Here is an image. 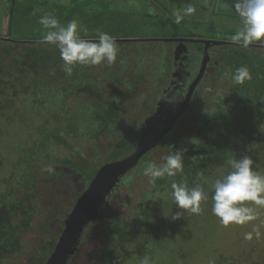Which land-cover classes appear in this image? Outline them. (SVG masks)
Here are the masks:
<instances>
[{"label": "trees", "instance_id": "16d2710c", "mask_svg": "<svg viewBox=\"0 0 264 264\" xmlns=\"http://www.w3.org/2000/svg\"><path fill=\"white\" fill-rule=\"evenodd\" d=\"M86 1L84 7L78 8L75 2L69 1L70 3L64 4L65 0L61 2L53 0L52 3L47 0H20V2L10 0L6 9L5 34L9 38L0 40V142H3L0 145V178H5L3 182L6 189L0 199V264H3L4 260L13 253L21 251L25 243L24 234L30 230L32 218L38 214L36 205H33L31 201L34 195L30 193L31 189L27 186L28 181H35L33 175L29 173L32 167L39 164L51 165L55 168V174L60 171L58 166L71 169L72 174L79 173V180L87 185L97 170L93 161L102 157L101 153H106L103 160L114 161L126 156L129 153L128 150L138 141L140 125L135 122L128 125L127 130L120 137L113 132L117 126L118 113V106L114 100H101L99 97L98 104H95L93 98L87 95L90 80L97 77L94 74V66L77 65L71 76L66 75L61 67L58 49L54 45L38 43L43 34L38 21L46 13L53 14L64 25L70 20H78L82 28L87 29L86 34L81 31L83 39H96L93 34L89 35L96 26H101L103 32L113 37L119 36L115 38H128L127 35H123L126 31L124 26H129L131 21L128 17L133 15L138 17L140 15L138 12H123L121 10L125 7L121 9L117 4L115 10L107 8L110 7L109 2L116 3L113 2L114 0ZM145 1L148 5L151 2L155 6V0ZM92 3L99 4V8L92 9ZM156 5L167 12L169 20L164 21V25L170 24L176 28L179 26L177 24H181V22H175L169 10L164 9L160 4ZM159 7H156V10L161 15L163 12ZM104 9L111 14L103 16ZM114 26H117V29L113 28ZM119 27H124L125 31H119ZM210 27L213 28L212 23ZM13 33L21 36L16 37ZM177 35H179L177 37L185 38L184 34ZM190 36V38L200 37L193 34ZM13 37L21 41L16 39L14 41ZM131 38H134V43L139 45L143 41H148V38ZM186 38L189 37L186 36ZM196 46L203 50L202 44ZM223 49L227 57L220 61L221 69L226 78L225 81L232 82L234 86L233 97H235L236 106L228 113L230 109L224 106L225 99L222 100V97L216 99L215 106L211 108L208 115L204 116L206 114L204 112L198 120L194 121L189 118L188 128L195 131L193 136L189 133L177 135L179 137H175V134H165L153 149L145 152L138 160L140 165L144 166L148 161L156 162L159 159L153 151H161L164 156L175 154L176 150H182L184 164L183 172L178 176L158 179L154 186L149 184V189L144 192L145 198L154 200L158 196L157 199L160 202L155 204L153 200L146 201L145 203L150 205L143 210L144 217L139 223L142 226L141 234L144 236L141 241L143 244L141 255L148 256L151 264H210L211 259L207 263L204 260L208 256L212 243L217 242L221 232L230 233L233 230L234 232L242 231L243 236L238 238L248 243L249 249L238 254L241 248H232L226 253L220 251L219 256H224L228 264H241V260L244 264H264V207L248 203L254 208V212L257 210L254 215L258 220L253 219L241 225L230 224L224 228L212 215L211 200H209L208 204L201 203L200 214L184 212L180 218L182 223L185 222L184 225L180 224V219L171 218L173 226L171 230L174 234L172 237L166 235V229H169L165 226V224L168 226L166 217H172L179 211L170 199V186L173 181L185 180L189 187L205 183L207 187L206 181H211L209 175L212 172L219 173L220 177L230 170L227 165L228 159L233 156L240 158L242 155L250 157L253 155L257 159L255 152L260 153V156L253 169L258 174L261 169H264V48L224 46ZM226 62L230 67L226 66ZM241 66L248 68L251 79L246 80L242 85H237L233 83L231 76ZM110 67L113 71L114 65ZM79 98L81 99L78 101ZM70 100L76 102L74 101L70 106L68 105ZM84 110L87 112V117L80 119L79 114ZM244 117L248 120L246 124L248 136L238 128L240 119ZM178 121L179 118L176 124ZM20 122L24 127L29 126L24 128L25 131L28 130V133L23 136L27 139V145L22 147L15 137L18 134L16 125ZM83 126L88 128L86 132L91 133L88 137L93 140L98 139L100 134L107 133L109 140L114 141V148L109 150L106 142L100 145L97 143L98 146L93 152L99 157L93 156L92 153L85 156L82 150L77 146H71L68 141V136L76 139L82 137ZM14 139L17 151L15 154L4 155L2 148L8 147V141L13 142ZM101 146H106L108 149L101 151L99 148ZM91 157H93V165H90ZM211 163L221 164L223 167L220 170L217 167L214 170H206L207 164ZM14 167H17L19 171L21 184H11V181L8 183L5 177L6 173L11 175ZM199 173H203V178L198 175ZM146 180L148 181V178ZM120 183L127 186L129 180L123 178ZM71 187L74 191V187ZM15 190H22L24 193L18 196L15 195ZM161 193L164 196H160ZM67 208L68 206L60 216L56 215L58 218L52 219L57 224V229L58 226L63 227V220L68 213ZM107 218L104 227L97 229L94 233L95 238L99 239L98 245L92 250L82 246L77 254L85 250L86 256L82 259L86 264H140L142 259L137 260L136 257H132L128 249L132 241L126 232V229L135 221L128 218L125 221H118L113 216ZM194 225L196 226L193 227ZM242 225L246 228L242 229ZM257 225L258 230H256L257 227L255 228ZM189 226L191 228H188ZM48 227L47 221L38 227L37 231L42 235L41 246L37 253L40 258L38 261L33 258L29 264H45L52 252L54 245L51 242L57 238L56 232L52 233ZM249 228L252 230L250 231ZM246 234H251V238L254 239L260 235L261 245H258V241L249 244L251 239L246 238ZM86 240L87 237L81 236L80 242H86ZM256 249L263 250L260 251L261 255L258 254L259 259L246 260L250 257V253L259 252ZM246 253L249 255L244 259L241 258Z\"/></svg>", "mask_w": 264, "mask_h": 264}, {"label": "rangeland", "instance_id": "374dc122", "mask_svg": "<svg viewBox=\"0 0 264 264\" xmlns=\"http://www.w3.org/2000/svg\"><path fill=\"white\" fill-rule=\"evenodd\" d=\"M49 3H52L53 0H47ZM59 2L64 1V0H57ZM75 2L76 6L78 8H82L84 7V4L87 3L86 0H65L64 4L70 3V2ZM156 3L155 6L158 8L159 6H157L156 4H160L164 9L169 10V12H171L173 14V12L178 8V7H182L183 4H186V6L188 4H192L195 7V10H202L203 8H207L209 9V12H204V15H209V17L205 22H203V24H196L200 19L197 18L198 21H193L196 19H191L190 17L186 16L184 18V20L181 21V24H177L179 25L178 27L174 28L173 26H171L170 24H163L164 21H168L169 18L167 16V12L161 9V7H159V9L163 12L160 15V12H157L156 7L154 5H152L151 2L148 3L145 0H114V3H110L109 5L111 10L112 9H116L115 5L117 4L118 6L120 5V8L122 9V7H125V9L121 10L123 12H138V17L134 16L133 17H128L130 19V23H132V25L130 26H124L126 28V31L123 29L124 27H119L118 30L122 31L124 30L125 33H123V35H127L128 39H134L131 37H136L137 39H142V38H148V39H157V43H155L154 46H149L151 45L149 42H144L143 44H140L137 46L136 43H134V41H128L129 43L125 42V41H121V42H116L117 43V47H118V52H117V56H121V57H125L121 60H115V62L111 65H107L105 63H102L100 65H97L95 67H93L94 69V74L97 76L96 79H91L89 82V87H88V91H87V95L91 98H93V95L96 94V90L95 87L98 86V94H99V90L101 91V93H105V97L110 100L114 97H121V95L116 94H112L113 96L111 97L108 92V88H103L101 86H99V83L102 81H105V79H107V84L108 83H112L113 79H115L118 75L119 77H121V79H123V81L128 80L126 78H135L136 73L139 69H142L143 72H145V75L148 79H150L151 74L152 75H157L159 73V69L160 71L162 70V72L164 74L166 69H167V64H171L172 61V49L171 46H169V44H171V42H165L162 40V38H170V37H177L179 35L177 34H184L185 37L188 36L189 39H191L190 34H193L195 36H200L202 38H218V39H224L225 38L227 40H231V36L235 34L236 30H239L242 25L240 23V21H237L238 24H236L235 22H232L231 20L228 22V20L226 21V19H224L223 16L221 15H216L215 18L212 16V12H211V6L208 7V4H210L211 0H192L189 2H186L184 0H155ZM18 2H20V0H18ZM21 4V3H19ZM18 4V5H19ZM99 4L97 3H92L91 7H93L92 9H98L99 8ZM105 14L103 16H107L110 15L111 13H108L107 10L104 9ZM116 12V11H115ZM113 14V12H112ZM164 15V16H163ZM113 16V15H112ZM0 34H3L5 31L2 30V28H4L5 26V22H3V26H2V19L4 17V12H1L0 10ZM172 17V16H170ZM205 20L204 18L201 19V21ZM214 20L213 23V28L212 31L210 30V25H211V21ZM227 22L228 24H225L224 22ZM135 22V24H134ZM82 26V25H81ZM113 28L117 29V26H114ZM216 30H219L218 32ZM98 31H103L101 26H96L93 30L92 33H90L89 35H94L93 37L97 36V32ZM122 34V33H120ZM13 35H15L16 37L21 36L18 35L16 33H13ZM14 38V40L16 39V41H21V39L18 38ZM115 37H119V36H115ZM18 39V40H17ZM159 45H163L165 48L160 49L158 48ZM167 45V46H166ZM145 46L150 47L148 50L144 49ZM162 46V47H163ZM138 51V52H136ZM226 66L230 67V65H228V62L225 63ZM114 65V69L113 71H111V67H113ZM157 73V74H156ZM105 76L108 75H112V76H108V78H103ZM99 75V76H98ZM161 76V74H158V77ZM110 77V78H109ZM163 78H165V76L162 75ZM146 78V79H147ZM157 78V76H156ZM133 80V79H132ZM221 80V79H219ZM155 83V80H152ZM151 82V81H148ZM225 82V83H224ZM224 82H216L218 85V87H216V89H209V91L206 92L201 90V93L198 94V96L200 97L204 95V98H197V100L195 102H193V111L194 114L193 116H191L192 120H198L201 117V114L203 115V113L205 112V115H208L211 111V108L213 106H215V101L216 99H219L220 97H222L221 99H225L224 100V106H227L230 111H228V113L231 112V109H233L236 106V100L235 97H233V91L234 86L232 85V82L230 81H224ZM105 84V83H104ZM156 86L153 89L154 92V100L157 99L159 96V91L155 90ZM152 92V91H151ZM158 92V93H157ZM145 92H143L142 94H140V97L137 95L134 98H128L126 101H134L136 105L137 100H139L140 98V102H142L143 99H145ZM206 94V95H205ZM228 97V98H226ZM81 98L78 99V101ZM152 99V101H153ZM227 99V102L225 103ZM92 100H96V99H92ZM75 100H70L68 102V105L72 106L73 102ZM84 101V100H82ZM122 101V100H121ZM76 102V101H75ZM158 103H160L158 105V108L161 109L162 105H164L165 103H167L165 100L160 99L158 101ZM77 106V105H76ZM79 106V105H78ZM81 109V108H79ZM83 109V108H82ZM202 111V112H200ZM126 112V111H125ZM86 110L80 112L79 117L80 119L82 118H86ZM144 114V112H143ZM126 116H129V113H126ZM125 118V116H124ZM83 121V120H81ZM241 122H239V127L243 133L247 134L248 136V128L246 126V124L248 123V120L246 119V117H244L243 119H240ZM175 126V125H174ZM173 126V127H174ZM25 127H29V126H25ZM24 125L21 124V122L17 123L16 125V131H17V136H15L17 138V142L20 144V147L22 146H26L27 145V139H25L23 136L25 135V133H28V130H24ZM173 127L171 128V131L173 129ZM33 129V127H32ZM83 132L81 133L80 138L76 139L73 137L68 136V141L70 143L71 146H77L80 150H82V153L85 156L90 155L94 149V146L98 143V145H100L101 143L104 142H108V146L109 145V138H108V134H100V137L96 140H93L92 138H89L88 136L90 132H86L88 131L86 128V126L82 127ZM170 130L167 131L165 134L171 132ZM185 130H183L184 132ZM174 132H179V129L175 130ZM189 133H192L191 135L193 136L195 134V131L193 132V130ZM242 133V134H243ZM91 134V133H90ZM119 134V133H118ZM164 134V135H165ZM188 134V133H187ZM241 134V133H240ZM84 135V136H83ZM120 135V134H119ZM163 135V136H164ZM237 135V134H235ZM181 136V135H179ZM179 136H175V137H179ZM15 140V139H14ZM96 143H95V142ZM15 141H8V147L6 146L5 148H2L4 155H9V153H14L15 151H17V147L15 148ZM3 142H0V145H2ZM104 145V144H103ZM97 146V145H96ZM101 151L106 150L108 147L106 146H101L99 147ZM128 154H130V152H134V150L132 149V147L130 148V150H128ZM154 153L157 154V158H159L158 160H156L157 163L161 162V157L163 155V153L158 150L153 151ZM104 154L106 153H101V157L102 160L105 158ZM256 154V157L258 159V156H260V153H254ZM95 157H99L98 155H96ZM255 156H251V158L254 160V164L253 167L255 166V162L257 164V159L254 158ZM90 159V165L92 163L93 157L89 158ZM256 159V160H255ZM96 166L99 163V159L93 161ZM102 163V162H100ZM13 164V163H12ZM101 165V164H100ZM47 165H42L39 164L36 167H32L29 170V173L31 175H33V177L35 178V181H28L27 186L30 187V193H33L34 197L31 198V201L33 203V205H36V211H38L37 216H34L32 218V225L31 228L28 232H26L24 234V240L25 243L23 245V248L21 249V251L19 253H13L8 259L4 260L3 264H29L33 258L37 259L36 261L39 260L40 256L38 253L39 250V246H41V239H42V235L37 231L38 227L43 224H45V221H47V223L49 224V230L52 231V233L56 232V238L58 237L60 231L58 232L57 229V224L52 221V219H54V217L58 218V216H56L57 214H59V216L62 214V212L64 210H66V207L68 206L67 210L69 212V210H71V208H73L74 203L76 202V200H78L79 196L82 197V195L85 192V187L83 186V183L78 179L77 174H72L71 169H66L63 167H57L60 168V171H58V174H52L49 175L47 172L42 171V169L44 167H46ZM146 166V165H144ZM144 166L140 165V161L136 162V164L132 167L129 168L128 172H127V178L131 177L132 179L129 181V184L127 186L124 187H120L119 189L116 190V193H114L112 196L114 198V202L112 203L114 206V216L116 220L118 221H125L127 218L130 219L131 221H135V223L126 229L127 234L130 236L131 238V245L128 246V249L131 251L132 253V257H136L137 260H141L142 258H144L145 256L141 255L143 252V244H142V240L144 238L143 234H141L142 231H140V228L142 226L139 225V223H141L140 221L142 220L141 218L144 217V213L143 210L149 208L148 203H145L146 201H151L153 199L151 198H145L144 192L147 191V189H149V183L146 180L147 177H145L142 173H143V168ZM192 166V165H190ZM207 169L206 170H210L214 168L219 169L221 167H223L221 164L219 165H214V164H207ZM135 167V168H134ZM17 167L12 168V172L11 175L9 176L8 173H6L7 177L6 179L8 180V183L11 184H21L22 181L21 177L18 175L19 171L16 169ZM28 169V168H27ZM220 172V171H219ZM260 175H264V169H261L260 171ZM9 176V177H8ZM50 176V177H49ZM210 180H214L216 178L219 177V173L217 174L216 172H212L210 175ZM8 178H10L11 180H9ZM5 178L1 177L0 178V199L3 197L2 194H5L6 189H4L5 183L3 182ZM72 182L74 183V185L72 184ZM73 186L75 189L74 191H72V187ZM2 187V188H1ZM25 189V188H24ZM25 191V190H24ZM15 195L18 196H22L23 195V191L22 190H15ZM157 195V194H156ZM155 195V196H156ZM160 196H164L163 193L160 194ZM158 197V196H157ZM157 197L154 198V202L155 204L160 203L159 200L157 199ZM72 203V204H71ZM202 203H207L208 202H202ZM249 204H251V202H248ZM26 205V203H25ZM70 205V207H69ZM202 206V204H201ZM257 211V210H256ZM255 211V212H256ZM254 212V214H255ZM107 217L110 216H105L102 220L98 219V217H96L94 220H88L84 227H83V234L81 236H85V238L87 237L86 242L83 244V247H85L86 249L89 248V250H92V248L96 245H98L99 243V239H96L94 236V233L96 232V230L104 227L105 225V221L108 219ZM55 218V219H56ZM171 217L167 216L166 217V223H168V226L165 224V226L169 229H166V235L168 237H172L174 234V231L171 230L173 229L172 226V222L170 221ZM258 219H254V221H256ZM40 221V222H39ZM182 220L180 219V224L184 225L185 222H181ZM263 225V224H262ZM196 225H194L193 227H195ZM264 226V225H263ZM192 227V228H193ZM252 229H253V225H251ZM257 227V228H256ZM187 228V227H186ZM188 228H191L190 226ZM226 228V227H224ZM246 226L242 225V229H245ZM256 230H258V225L255 226ZM250 231L252 230L251 228H249ZM92 231V232H91ZM263 231V230H262ZM261 231V232H262ZM263 233V232H262ZM220 238L217 240V242H215L214 244L212 243L210 250L208 252V256L207 258H205V263L208 262V260L210 261H214V264H228V260L225 259L224 256H219V252L223 251V253H226L228 250H232L233 249H240L238 250V254L244 252V250H248L249 249V245L248 243H245L244 240H239V238L242 235V231H238V232H230L227 233L226 231L221 232L220 234ZM239 237V238H238ZM258 237V238H257ZM254 238H250L251 240L249 241V244H253L254 241H258V245L261 243L262 238L259 236H257ZM257 238V239H256ZM244 239V238H242ZM52 243V242H51ZM261 245V244H260ZM43 246V245H42ZM43 249V248H42ZM88 250V249H87ZM257 250V249H256ZM259 252H252L250 253V257H248L246 260L248 261H252V260H258L259 259V255L260 251L263 250H257ZM211 253V254H210ZM221 253V252H220ZM231 253V252H230ZM248 253V252H247ZM245 254L243 255L241 258L244 259L245 256H248L249 254ZM264 253V251H263ZM37 254V255H36ZM259 254V255H258ZM86 256V252L85 250L82 251L81 253L77 254L74 259L71 261L70 264H86L85 261L82 259V257ZM140 256V257H139ZM148 257V256H147ZM240 258V259H241ZM207 260V261H206ZM241 264H244V261L241 260L240 261ZM90 264V263H89ZM123 264H128V263H123Z\"/></svg>", "mask_w": 264, "mask_h": 264}, {"label": "clouds", "instance_id": "9594fccd", "mask_svg": "<svg viewBox=\"0 0 264 264\" xmlns=\"http://www.w3.org/2000/svg\"><path fill=\"white\" fill-rule=\"evenodd\" d=\"M231 8H234L242 25L231 36V40L244 48L257 42L264 45V0H234ZM194 12L195 7L192 4H188L186 7H178L173 12L175 22L180 23L186 16H190ZM38 23L43 29V34L38 43L54 45L58 49L62 62L61 67L66 75L71 76L77 65L97 66L102 63L111 65L117 58L116 38L106 32L98 31L95 40L83 39L81 31L86 34L87 29L82 28L78 20H70L64 25L51 13L41 16ZM0 36L7 37L5 32ZM255 48L262 49V47ZM231 78L234 84L242 85L246 80L251 79V74L247 67L241 66L236 69ZM181 152L182 150H176L175 154L162 156L160 163L148 161L142 174L148 178L149 184L154 186L158 179L176 177L182 173L184 164ZM124 157L114 161L99 160L95 174L104 165L119 161ZM97 159H100V157ZM253 164L254 160L249 155H242L240 158L233 156L227 160L230 170L212 181H206L207 187L205 183H198L193 187H189L185 180L173 181L170 186V199L179 211L173 214L171 218L173 220L180 219L184 212L200 214L202 211L201 203L211 200V213L224 227H228L230 224H245L255 219L254 208L249 206L248 202L255 206L264 207V175L258 174L253 169ZM128 170L113 186L110 193L106 195L96 217H98L104 204L107 203V200L116 192L118 187L125 186L120 183V180L127 178ZM42 171L47 172L49 175L55 174V168L51 165L44 167ZM71 172L73 173L72 170ZM76 174L79 179V173ZM198 175L203 178V173ZM92 179L87 185L83 184L86 189ZM131 179V177L128 178L129 181ZM72 184L74 185L73 182ZM59 227L61 226H58V232L60 231ZM246 238L250 239L251 234H246ZM57 239L52 240V243ZM84 243H79L76 253L68 260L67 264L71 263ZM140 264H151L149 257L142 258ZM210 264H214V261H210Z\"/></svg>", "mask_w": 264, "mask_h": 264}, {"label": "flooded vegetation", "instance_id": "af4514ba", "mask_svg": "<svg viewBox=\"0 0 264 264\" xmlns=\"http://www.w3.org/2000/svg\"><path fill=\"white\" fill-rule=\"evenodd\" d=\"M210 30L212 31V28H210ZM216 31L218 32L219 30ZM191 39L193 40L189 42H184L183 45H181L182 56H180V60L174 59L175 58L174 51L176 47L179 46V44L173 41L171 42V44H169V46H171L170 49H172V61L171 64H167V69L165 71L166 74H164L162 70L160 71L159 69L158 74H161V76L158 77L157 73H156L157 75L155 76L151 74L150 79H148L145 75V72H143L142 69H139L136 73L135 78L133 77L126 78L128 80L123 81V79H121V77H119L118 75L115 79H113L112 83L110 82L107 84L108 82L107 79L99 83V86L103 88H108V92L109 94H111L110 95L111 97L113 96L112 94H116V93L118 95H121V97L119 98L118 97L112 98V100H114L118 106L117 121H116L117 126L115 127L116 129H114L113 131L117 134L118 133L120 134L117 135L118 137L122 136L124 131L127 130L128 125L130 124L132 125L134 122L136 124L141 125L145 122L146 119H148V117L150 118L161 115L159 113H156L159 109L158 105L160 103H158V101L160 99H163L167 102L164 104V108H161L159 110L162 111L161 116H164L162 118L163 120L165 119V117L167 118L168 115L172 114L173 112L178 114L180 111H183L179 115V121L173 127L172 131L169 133L173 135L175 134L177 136V135L187 134L189 133L188 131L190 132L192 131L188 127L190 124L189 118H192L191 116L195 115L193 111V104H194L193 102H195L197 98H201V97L204 98V95L203 96L200 95L199 97L198 94L201 93V90L205 91L206 94L209 91V89L215 90L216 87H218L217 86L218 84L216 82H220V81L224 82L226 79L223 76L220 61L226 59L227 57L224 50L225 48L223 49V47L228 46L227 45L228 42L225 41L224 39L210 38V37L209 38L194 37ZM201 40L221 41L222 43L207 44V55H205L204 59H202L203 50L196 46L197 44H202ZM116 42H121V41H116ZM125 42L129 43L128 41ZM144 42H149L151 44L149 46H154L155 43H157V41L155 40H153L152 42L146 40L142 42L143 45ZM138 45L139 44H137V46ZM162 46L163 45H159L158 48L160 49L165 48L164 46L163 47ZM146 47L148 49L150 48L148 46H145L144 47L145 50L147 49ZM123 58L125 57L117 56L116 60L122 61ZM203 61L204 64L202 65ZM202 66L205 67L202 68ZM201 68L203 70L200 72L198 76V73ZM162 75L165 76V78H163ZM103 78H108V76H105L104 74ZM152 80H155V83ZM155 86H156L155 90L159 91L158 94L159 97L154 100L153 89ZM192 86L194 87V89L190 94V96L187 98L186 97L187 93L189 92L190 87ZM98 89L99 87L96 86L95 87L96 94L93 95V98L96 99L94 100L95 104H98L99 97L101 98V100H108L105 97V93H101L100 90L98 94ZM143 92H145L144 94L145 99H143L142 102H140L141 98L137 100L136 105H133L135 104L134 101H126L128 98H134L137 95L140 97V94H142ZM180 106L183 107L180 108ZM126 113H129L128 117L126 116ZM177 129H179V132H174ZM183 130L185 131L183 132ZM136 144L134 143V145L132 146L133 150L135 149ZM109 145H110L109 150L110 148L111 149L114 148L115 146L114 141H110ZM97 146H94V148ZM92 155L96 156L94 152H92ZM113 202H114V198L113 196H111L109 200H107V203L104 204L101 212L98 214V219L102 220L105 216H110V217L114 216L113 214L115 211L113 208L114 205L112 204Z\"/></svg>", "mask_w": 264, "mask_h": 264}, {"label": "water", "instance_id": "95a60500", "mask_svg": "<svg viewBox=\"0 0 264 264\" xmlns=\"http://www.w3.org/2000/svg\"><path fill=\"white\" fill-rule=\"evenodd\" d=\"M9 37L0 36V40L8 39ZM95 40V39H91ZM133 41L135 39H119L116 38V41ZM157 39H148V41L152 42ZM165 42H175L179 44L174 51V59H177V56L182 51L181 45L184 42L192 41L193 39L184 38V37H172V38H162ZM15 41V40H14ZM203 44V52L202 56L207 55V44L210 43H222L221 41H209V40H201ZM250 47H262V44H252ZM204 61L202 62V65ZM205 66H202L204 68ZM200 69V72L203 69ZM194 87H190L189 92L187 93V98L192 93ZM183 106H180L182 108ZM164 108V105L161 107ZM158 111L162 115V111ZM181 110V109H179ZM183 111L177 113L169 114L168 117L163 120L164 116H155L148 117L143 124L140 125L139 138L134 149V152L124 157L119 161L112 162L110 164L104 165L101 167L92 181L90 182L88 188L84 192V194L79 196V199L76 200L74 206L70 213L65 217L63 221V227H59L60 235L58 236L57 241H54V248L48 258L46 259L45 264H67L68 260L76 253L79 247V241L81 238V233L85 223L88 220H94L97 215V211L105 201V197L110 193L113 186L118 183V180L121 176L132 166L136 164V162L140 159V157L147 152L148 150L154 148L156 144L160 141L163 135L169 131L175 124L179 115ZM164 115V113H163Z\"/></svg>", "mask_w": 264, "mask_h": 264}, {"label": "crops", "instance_id": "0c3cea01", "mask_svg": "<svg viewBox=\"0 0 264 264\" xmlns=\"http://www.w3.org/2000/svg\"><path fill=\"white\" fill-rule=\"evenodd\" d=\"M10 0H0V10L1 12H4V17L2 19V26H3V22L5 21L6 18V9L7 6L10 4L9 2ZM186 2L192 1V0H184ZM234 2V0H211L210 4H208V7L211 6V12H212V16L215 18L216 15H221L224 17V19H226V21L228 20V22L231 20L232 22H237L240 21L239 16L237 15V13L235 12L234 8H231L232 3ZM182 7H186V4H183ZM204 12H209V9L207 8H203L202 10H195V12L193 14H191L190 17L191 19H196L193 21H198V19H200L196 24H203V22H205L209 17V15H204ZM1 18V17H0ZM204 18L205 20L201 21V19ZM224 22L225 24H228L227 22ZM211 23H214V20L211 21ZM241 23V22H240ZM238 24V22L236 23ZM3 31H5V26L4 28H2ZM238 31V30H236ZM225 41L228 42V47L229 46H238V47H242L240 44H237L235 42H233L232 40H227L225 38ZM249 47V46H248ZM255 49V47H252Z\"/></svg>", "mask_w": 264, "mask_h": 264}, {"label": "bare ground", "instance_id": "6f19581e", "mask_svg": "<svg viewBox=\"0 0 264 264\" xmlns=\"http://www.w3.org/2000/svg\"><path fill=\"white\" fill-rule=\"evenodd\" d=\"M180 56H182V52L179 54V56H177V59H175V60H180ZM202 58H203V56H202Z\"/></svg>", "mask_w": 264, "mask_h": 264}]
</instances>
